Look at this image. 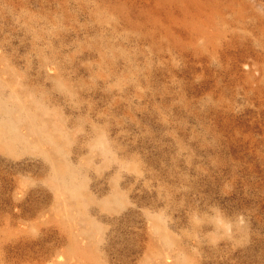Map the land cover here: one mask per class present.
Here are the masks:
<instances>
[{
	"label": "rangeland",
	"instance_id": "374dc122",
	"mask_svg": "<svg viewBox=\"0 0 264 264\" xmlns=\"http://www.w3.org/2000/svg\"><path fill=\"white\" fill-rule=\"evenodd\" d=\"M0 264H264V0H0Z\"/></svg>",
	"mask_w": 264,
	"mask_h": 264
}]
</instances>
